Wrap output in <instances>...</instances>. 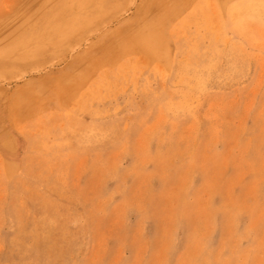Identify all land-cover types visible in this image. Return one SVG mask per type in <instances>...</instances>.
<instances>
[{
  "label": "rangeland",
  "instance_id": "374dc122",
  "mask_svg": "<svg viewBox=\"0 0 264 264\" xmlns=\"http://www.w3.org/2000/svg\"><path fill=\"white\" fill-rule=\"evenodd\" d=\"M0 264H264V0H0Z\"/></svg>",
  "mask_w": 264,
  "mask_h": 264
},
{
  "label": "bare ground",
  "instance_id": "6f19581e",
  "mask_svg": "<svg viewBox=\"0 0 264 264\" xmlns=\"http://www.w3.org/2000/svg\"><path fill=\"white\" fill-rule=\"evenodd\" d=\"M134 183V182H133ZM135 185V184H134ZM107 217V216H106ZM93 238V237H92Z\"/></svg>",
  "mask_w": 264,
  "mask_h": 264
}]
</instances>
